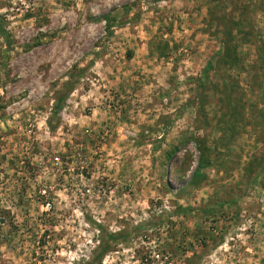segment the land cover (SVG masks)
I'll use <instances>...</instances> for the list:
<instances>
[{"label":"rangeland","instance_id":"rangeland-1","mask_svg":"<svg viewBox=\"0 0 264 264\" xmlns=\"http://www.w3.org/2000/svg\"><path fill=\"white\" fill-rule=\"evenodd\" d=\"M0 24V264H83L100 226L101 264H264V0H0Z\"/></svg>","mask_w":264,"mask_h":264},{"label":"trees","instance_id":"trees-1","mask_svg":"<svg viewBox=\"0 0 264 264\" xmlns=\"http://www.w3.org/2000/svg\"><path fill=\"white\" fill-rule=\"evenodd\" d=\"M108 16V15H105ZM0 33L2 34L3 37L6 38L7 41L10 39V34L6 28L0 24ZM110 33H113L112 31ZM226 56H230L229 52L227 50ZM232 63H237V56H235L232 60ZM92 65V64H90ZM92 67V66H91ZM212 68V62L210 61L207 68L204 70L203 74L201 77L198 78V82L200 86L205 85V78L208 76V72ZM78 69L77 66L73 67V70ZM86 68H80L79 72H74L71 71L69 74V80L64 82L63 89L58 92V96L56 97V105H55V111L54 114L48 119L47 123L50 127H52V120L56 117H58L59 113L62 111V108L64 106V103L70 96V94L74 91L76 88V85L79 83V80L82 76V73L85 71ZM236 116V112H232L230 116V123L231 124H237V119L233 120V117ZM232 127H235L232 125ZM177 213L179 214H186V213H196L200 216H209V215H216V205L214 204L213 206L210 207H178L176 210ZM100 229V239L99 243L97 244L96 248L92 252V257L89 259L85 260L83 264H101L103 257L112 250L113 245L119 243L121 240L124 239V234L123 233H113L109 232L102 226L99 227Z\"/></svg>","mask_w":264,"mask_h":264}]
</instances>
